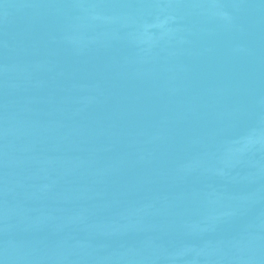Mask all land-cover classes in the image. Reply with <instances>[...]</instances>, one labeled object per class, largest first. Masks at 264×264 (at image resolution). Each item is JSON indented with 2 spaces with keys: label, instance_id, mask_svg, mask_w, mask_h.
I'll list each match as a JSON object with an SVG mask.
<instances>
[{
  "label": "water",
  "instance_id": "95a60500",
  "mask_svg": "<svg viewBox=\"0 0 264 264\" xmlns=\"http://www.w3.org/2000/svg\"><path fill=\"white\" fill-rule=\"evenodd\" d=\"M0 264H264V0H0Z\"/></svg>",
  "mask_w": 264,
  "mask_h": 264
}]
</instances>
